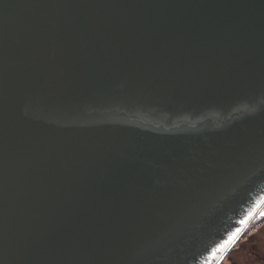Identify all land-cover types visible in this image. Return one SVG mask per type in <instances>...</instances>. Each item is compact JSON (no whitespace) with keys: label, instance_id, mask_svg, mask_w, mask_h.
Listing matches in <instances>:
<instances>
[{"label":"water","instance_id":"1","mask_svg":"<svg viewBox=\"0 0 264 264\" xmlns=\"http://www.w3.org/2000/svg\"><path fill=\"white\" fill-rule=\"evenodd\" d=\"M264 207V0H0V264H220Z\"/></svg>","mask_w":264,"mask_h":264},{"label":"rangeland","instance_id":"2","mask_svg":"<svg viewBox=\"0 0 264 264\" xmlns=\"http://www.w3.org/2000/svg\"><path fill=\"white\" fill-rule=\"evenodd\" d=\"M220 264H264V207Z\"/></svg>","mask_w":264,"mask_h":264}]
</instances>
